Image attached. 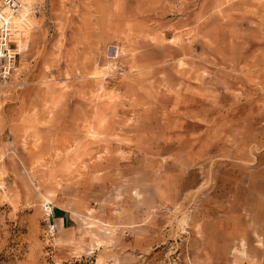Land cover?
<instances>
[{
    "label": "rangeland",
    "instance_id": "rangeland-1",
    "mask_svg": "<svg viewBox=\"0 0 264 264\" xmlns=\"http://www.w3.org/2000/svg\"><path fill=\"white\" fill-rule=\"evenodd\" d=\"M11 27L0 264H264V0H33Z\"/></svg>",
    "mask_w": 264,
    "mask_h": 264
},
{
    "label": "built area",
    "instance_id": "built-area-1",
    "mask_svg": "<svg viewBox=\"0 0 264 264\" xmlns=\"http://www.w3.org/2000/svg\"><path fill=\"white\" fill-rule=\"evenodd\" d=\"M17 0H0V7L3 4H14ZM18 5L14 6L17 8ZM10 30L8 27L0 28V91L5 89L10 81L12 74L16 66V56L14 48L12 47L10 40ZM46 218L50 221V218L53 215L52 203H48L45 206ZM56 228L55 223H49L50 232H54Z\"/></svg>",
    "mask_w": 264,
    "mask_h": 264
},
{
    "label": "bare ground",
    "instance_id": "bare-ground-1",
    "mask_svg": "<svg viewBox=\"0 0 264 264\" xmlns=\"http://www.w3.org/2000/svg\"><path fill=\"white\" fill-rule=\"evenodd\" d=\"M16 5H18V7L14 8V6ZM32 5H33V0H17V2L14 4H3L0 7V28L5 26L11 27V25L14 26L19 25L22 19H25L29 15V11L31 10ZM17 42H18V49L16 50L17 52L18 50L21 52L22 49L21 37Z\"/></svg>",
    "mask_w": 264,
    "mask_h": 264
},
{
    "label": "crops",
    "instance_id": "crops-1",
    "mask_svg": "<svg viewBox=\"0 0 264 264\" xmlns=\"http://www.w3.org/2000/svg\"><path fill=\"white\" fill-rule=\"evenodd\" d=\"M0 109H1V105H0ZM59 208H61V207H59ZM62 215L63 214L60 213V215L57 217V220H58L57 225L65 227L66 223H67V219L65 217H62Z\"/></svg>",
    "mask_w": 264,
    "mask_h": 264
}]
</instances>
